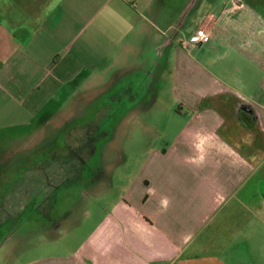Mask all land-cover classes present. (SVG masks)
<instances>
[{
    "label": "crops",
    "instance_id": "0c3cea01",
    "mask_svg": "<svg viewBox=\"0 0 264 264\" xmlns=\"http://www.w3.org/2000/svg\"><path fill=\"white\" fill-rule=\"evenodd\" d=\"M263 7L264 0H0V134L25 128L27 114L57 102L62 88L70 96L87 87L107 56L132 47L134 34L167 40L191 11L199 22L180 39L200 26L211 32L198 48L208 60L178 52L176 96L196 113L172 143L151 150L147 188L121 196L75 249L65 241V251L28 264H264Z\"/></svg>",
    "mask_w": 264,
    "mask_h": 264
},
{
    "label": "rangeland",
    "instance_id": "374dc122",
    "mask_svg": "<svg viewBox=\"0 0 264 264\" xmlns=\"http://www.w3.org/2000/svg\"><path fill=\"white\" fill-rule=\"evenodd\" d=\"M198 22L192 11L180 18L167 44L134 34L132 47L107 56L87 87L70 96L62 88L57 102L27 114L25 128L1 132L0 264L65 251V241L75 249L121 196L147 188L151 150L172 143L196 113L176 96V57L208 60L201 45L180 43Z\"/></svg>",
    "mask_w": 264,
    "mask_h": 264
},
{
    "label": "built area",
    "instance_id": "2783aa9c",
    "mask_svg": "<svg viewBox=\"0 0 264 264\" xmlns=\"http://www.w3.org/2000/svg\"><path fill=\"white\" fill-rule=\"evenodd\" d=\"M211 39V32L205 26H200L190 35L180 39L183 48L190 49L192 47L205 44Z\"/></svg>",
    "mask_w": 264,
    "mask_h": 264
},
{
    "label": "water",
    "instance_id": "95a60500",
    "mask_svg": "<svg viewBox=\"0 0 264 264\" xmlns=\"http://www.w3.org/2000/svg\"><path fill=\"white\" fill-rule=\"evenodd\" d=\"M170 41V38L167 39V41L165 42L166 44Z\"/></svg>",
    "mask_w": 264,
    "mask_h": 264
}]
</instances>
